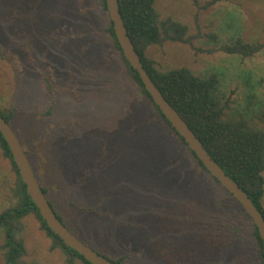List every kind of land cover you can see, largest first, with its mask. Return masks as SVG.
<instances>
[{"label":"rangeland","instance_id":"1","mask_svg":"<svg viewBox=\"0 0 264 264\" xmlns=\"http://www.w3.org/2000/svg\"><path fill=\"white\" fill-rule=\"evenodd\" d=\"M211 1L154 0L193 40L146 56L161 72L217 74L233 114L264 107V0L204 8ZM107 26L98 0H0V111L48 201L79 241L124 264H261L250 223L159 121ZM237 38L263 47L251 58L219 51ZM14 182L0 149V211ZM22 224L25 264H82L51 250L33 215Z\"/></svg>","mask_w":264,"mask_h":264},{"label":"trees","instance_id":"2","mask_svg":"<svg viewBox=\"0 0 264 264\" xmlns=\"http://www.w3.org/2000/svg\"><path fill=\"white\" fill-rule=\"evenodd\" d=\"M98 1L107 15L105 0ZM117 1L127 35L153 84L188 125L211 158L247 194L264 219V209L261 204L264 194V178L262 176L264 173V107L252 110V103H250L242 112L233 114L230 111L232 102L230 100L223 101L219 95L220 83L217 74L212 73L206 77H199L193 75L186 68L170 69L164 72L157 70L154 62L146 56V50L149 47H160L166 42L190 45L193 37L187 36L188 29L180 22H176L170 18L160 20L154 8V0ZM216 1L219 0H213L205 4L204 8L214 4ZM105 33L109 35L113 47L118 52L128 75L136 87L139 88L141 95L146 98L152 109L157 113V116L160 118L159 121L172 134L173 139L186 148L195 165L213 180L217 188L225 192L227 197L238 206L246 220L250 223L258 256L260 257L261 264H264L263 247L256 227L232 196L226 193L218 182L207 173L201 162L197 160L195 155L184 144L182 138L153 104L138 74L132 70L124 59L115 39L109 18ZM262 47L263 45L260 43L249 44L237 38L233 43L221 46L219 51L228 55L251 58ZM46 85L48 89H51L50 82L46 81ZM248 97L250 100L253 98V96ZM0 114L10 124L12 113L5 114L0 111ZM0 149L3 158L8 161V166L15 181L13 185L11 184L14 201L10 206L8 205L0 211V231L3 235V242L0 245L2 264H25L23 257L26 251L20 234L23 230L22 219L28 215L35 217L40 230L51 240V250H61L67 256L69 263H72L73 259H77L82 264H89L77 253L67 248L47 227L29 198L9 149L1 135ZM40 187L47 199L46 190L41 185ZM2 193H5V188ZM9 196L10 194L7 192V197ZM48 203L58 219L66 227L61 216L55 211L49 201ZM106 258L109 259V257ZM109 260L115 264H124V258Z\"/></svg>","mask_w":264,"mask_h":264},{"label":"water","instance_id":"3","mask_svg":"<svg viewBox=\"0 0 264 264\" xmlns=\"http://www.w3.org/2000/svg\"><path fill=\"white\" fill-rule=\"evenodd\" d=\"M105 6L113 33L119 49L134 70L161 115L166 119L175 132L182 138L184 144L201 162L207 173L215 179L218 184L240 205L248 215L253 225L256 227L259 239L261 240L264 253V219L255 208L247 194L219 167L211 158L209 153L202 146L197 137L190 130L188 125L179 116L176 110L164 99L157 87L153 84L150 77L143 68L139 56L134 50L133 44L129 39L117 0H105ZM0 135L4 139L12 160L18 171L19 177L25 186L26 192L38 210L41 218L46 223L50 231L56 235L62 243L89 264H115L105 256L96 253L94 250L79 241L58 219L55 212L50 207L28 160V157L12 127L0 114Z\"/></svg>","mask_w":264,"mask_h":264},{"label":"crops","instance_id":"4","mask_svg":"<svg viewBox=\"0 0 264 264\" xmlns=\"http://www.w3.org/2000/svg\"><path fill=\"white\" fill-rule=\"evenodd\" d=\"M92 210H95V208H93V209H91V211ZM106 212H108V213H111V212H109L108 210H106ZM108 213H104V212H101V214H100V216H102L103 218H106L108 221H110L111 223H115L116 225H123L124 223L122 222V221H116V222H112L111 220V218L112 217H114L113 215H111V214H108ZM113 213V212H112ZM112 216V217H111ZM128 225V224H127ZM131 225H129V227H130ZM128 227V226H127Z\"/></svg>","mask_w":264,"mask_h":264}]
</instances>
